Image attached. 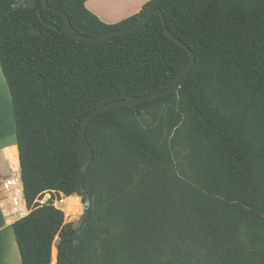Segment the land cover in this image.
<instances>
[{"label": "trees", "instance_id": "1", "mask_svg": "<svg viewBox=\"0 0 264 264\" xmlns=\"http://www.w3.org/2000/svg\"><path fill=\"white\" fill-rule=\"evenodd\" d=\"M93 37L159 8L195 54L177 89L98 112L84 186L97 232L75 264H264V0H149L108 24L86 0H47ZM189 58L154 14L104 42L65 34L41 0H0L24 203L12 223L21 264H59L62 231L83 212L80 131L96 107L167 88ZM186 159L183 163L181 159ZM66 196L59 208L45 193Z\"/></svg>", "mask_w": 264, "mask_h": 264}, {"label": "crops", "instance_id": "2", "mask_svg": "<svg viewBox=\"0 0 264 264\" xmlns=\"http://www.w3.org/2000/svg\"><path fill=\"white\" fill-rule=\"evenodd\" d=\"M147 1L86 0L85 6L101 18V13L106 16L123 5L119 12L121 19H125L138 14ZM125 5L132 6L125 8ZM104 19L101 18L105 23L114 24ZM26 212L11 97L0 65V264H21L12 223Z\"/></svg>", "mask_w": 264, "mask_h": 264}, {"label": "water", "instance_id": "3", "mask_svg": "<svg viewBox=\"0 0 264 264\" xmlns=\"http://www.w3.org/2000/svg\"><path fill=\"white\" fill-rule=\"evenodd\" d=\"M41 4H42L43 8L57 12L60 15H62L63 22H64V31H65V34L67 36L72 37V38H78V39L86 40V41L98 42V43L104 42L107 39H109L115 35H119V34H123V33H127V32H132V31H144L147 29V22L152 17V15L159 14L161 17V20H162V24H163V28H164L165 33L173 41H175L178 45L184 47L188 51V54H189V58H188L187 62L185 63V65L183 67H181L179 69V71H178L177 75L174 77L172 83L167 88L161 89V90L153 92V93L145 94V95H130L126 99L114 100V101H111L109 103L102 104V105L96 107L95 109H93L92 111H90L88 113V115L85 117L83 124H82V127H81V131H80V142H81L80 151H79L80 171H79V175L75 181V191H74V193H72V194H76L78 196H81L82 203H83V212L81 213V215L77 219V224H76L73 236L71 238L63 240L60 243L59 248H58L59 264H75L73 262V260L67 256V250L71 246L75 250H80L82 248L83 243H82L81 235L84 232V230L86 229V227L89 223V219L91 217V214L93 212L91 196L84 186V177H85V174H86L88 167L90 166V164L93 161V156H94L92 145L90 144V142L88 141L87 136H86L87 125L89 124L91 119L98 112L106 111V110H109V109H112V108H115V107H118L121 105H124L127 107H135L138 104H140L144 101H147L149 99L164 96V95H167L169 93L174 92L177 89V87L179 86L181 79H183L189 73L190 69L192 68V66L195 62V54L187 46V44H185L181 39H179L173 33H171V31L167 28L165 17L163 15V12L159 8H152V9L145 11L143 13L142 17L132 25H129L127 27H123L120 29H115V30L109 31L105 34H102L100 36L93 37L90 35L79 33L71 25V22H70L68 15L63 11H61L55 7L50 6L48 4L47 0H41Z\"/></svg>", "mask_w": 264, "mask_h": 264}, {"label": "rangeland", "instance_id": "4", "mask_svg": "<svg viewBox=\"0 0 264 264\" xmlns=\"http://www.w3.org/2000/svg\"><path fill=\"white\" fill-rule=\"evenodd\" d=\"M131 6L132 5H125V8H129ZM122 7H123V5H118L119 9L112 11L111 13H107L106 16L101 13L100 17L103 19L105 18L104 20L111 21L109 23H114V24L118 23L119 21L123 20V19H121V16H120L121 13L119 12V10H122ZM101 18H99V19H101ZM181 161L183 163H186V159H184V158H182ZM72 195L75 196L76 194H72ZM72 195H69V196H72ZM66 196H68V195L60 193V196L58 197L57 195H51L50 193L47 192L42 196L41 199H39V202L41 204H46L48 202H52L56 207L59 208V201L64 199ZM80 199L82 202L81 196H80ZM13 203H15V202H13ZM14 205H16V203ZM28 212H29V209L23 215L27 214ZM97 220H98V212L93 211L91 214V217L89 219V223L81 235L83 246L80 250H77V251L82 253L84 260H85V256L89 253L90 249L92 248L93 238H94L95 233L98 230V227L96 228ZM76 224H77V221L71 222L65 227V229L62 231L61 242L65 239L71 238L73 236ZM85 264H86V262H85Z\"/></svg>", "mask_w": 264, "mask_h": 264}, {"label": "built area", "instance_id": "5", "mask_svg": "<svg viewBox=\"0 0 264 264\" xmlns=\"http://www.w3.org/2000/svg\"><path fill=\"white\" fill-rule=\"evenodd\" d=\"M15 202V201H14ZM13 204H15V203H13ZM15 207H16V205H15Z\"/></svg>", "mask_w": 264, "mask_h": 264}]
</instances>
